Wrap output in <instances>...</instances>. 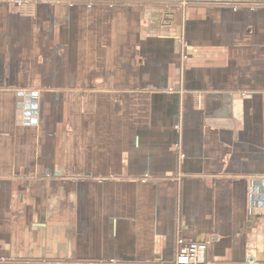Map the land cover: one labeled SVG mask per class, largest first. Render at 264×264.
Listing matches in <instances>:
<instances>
[{"label": "crops", "instance_id": "1", "mask_svg": "<svg viewBox=\"0 0 264 264\" xmlns=\"http://www.w3.org/2000/svg\"><path fill=\"white\" fill-rule=\"evenodd\" d=\"M178 236L264 264V0H0V264Z\"/></svg>", "mask_w": 264, "mask_h": 264}, {"label": "built area", "instance_id": "2", "mask_svg": "<svg viewBox=\"0 0 264 264\" xmlns=\"http://www.w3.org/2000/svg\"><path fill=\"white\" fill-rule=\"evenodd\" d=\"M206 249V244L187 242L184 238L178 236L173 264H206Z\"/></svg>", "mask_w": 264, "mask_h": 264}]
</instances>
